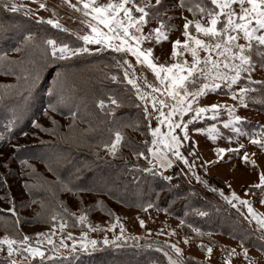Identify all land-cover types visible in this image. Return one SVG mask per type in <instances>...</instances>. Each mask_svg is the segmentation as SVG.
<instances>
[{"label":"snow or ice","instance_id":"1","mask_svg":"<svg viewBox=\"0 0 264 264\" xmlns=\"http://www.w3.org/2000/svg\"><path fill=\"white\" fill-rule=\"evenodd\" d=\"M64 2L69 3L76 11L82 12L84 17H90V19L82 21L88 26L90 32L83 35L77 34V40L82 41L84 45H100L101 47L96 48L97 52L107 48L125 57L130 54L135 58L137 64L146 65L158 82V84L149 83L145 78L144 83L147 88L151 89V93L143 92L137 80L133 78L134 73L132 76L129 74L128 69L133 67L129 60L124 58L116 61L117 65L121 67L127 66L124 70L123 80L135 89L136 98L144 102V119L148 122L147 131L151 134L152 139L150 144L148 141L144 142L146 151H133L134 156L143 157L148 161V166L142 168V172L151 174L153 177L159 175L163 181L170 182L172 177L164 175L163 170L173 167L175 161L182 162L191 170L195 165L190 164L180 150L182 142L189 140V125L196 120L204 119L209 113H211L210 119L215 121L220 115L221 109H226L229 116V119L223 121L225 129H231L235 135L249 136V142L264 151V125L258 126L259 131L248 133L239 126L245 118L236 114L237 106L247 108L248 101L264 104V80H254L252 77V74L257 70V64L261 69H264V0H192L191 3H189V0H179L180 8L188 5L187 10L192 13L193 19L185 17L182 31L183 40L177 38L170 41V59L174 62L167 64L157 62L152 47H142L144 42L159 44L168 41L169 36L166 30L175 27V25H170L165 20L167 9L160 10L163 8V0H154V3L152 0H139V2L137 0H105V2H101V0H78V4L82 7L71 3L70 0H64ZM0 7L13 13L23 10L25 15L32 14L30 7L19 4L16 0H2ZM46 7L44 3L39 4L41 9ZM53 15H55V12H53ZM197 15H199V18H196ZM167 19L170 20L171 17L167 16ZM152 21H156V26L149 27L148 32H144V28L149 26ZM37 22H44L43 18L38 17ZM46 22L55 28H62L58 20L48 19ZM190 26H194V33ZM62 30L67 31V29ZM34 39V35L31 33L24 35L23 40L12 51L22 52L25 47L34 43ZM241 40L244 42L241 43ZM44 43L50 49V56L53 61L66 60L72 56L90 52V49L86 46L73 48L67 43L58 45L53 39H47ZM187 56H190L191 59H187ZM2 59L9 65L5 70L6 75H16L15 68L12 66L24 64L22 60L8 57L7 53L3 54ZM29 63L34 64L35 62L29 61ZM20 70L24 73L23 80L27 85L24 91H27L30 95L39 86L40 70L29 71L23 67ZM60 75V72L57 71L52 83L46 90L49 103L43 114L48 117L51 127H44L36 120L32 121L34 128L53 135L56 133L59 122L50 113H62V105L64 104V99L59 95L57 88ZM16 79L19 81L21 77L16 75ZM111 79L116 81L118 77L113 75ZM242 81H246L244 86L237 87L234 90L233 86ZM222 86L227 88L231 99L238 103L232 105L211 103L203 106L199 104L200 97L207 92H214ZM0 88L4 89L6 94L8 90L13 88V85H0ZM152 93L160 95L156 96ZM253 93L256 95H253ZM53 97H56V99L53 100ZM162 97H167L168 100L174 101V103L169 105L168 100ZM149 102L151 103L152 112H149L148 109ZM120 106H122L121 103L112 95L108 96L107 103L103 98L96 102V107L102 112L106 108L111 109L106 113L107 115H113L114 109ZM139 106L137 105V107ZM185 113L190 115V119L187 121L183 120ZM192 113L195 114L192 115ZM153 115H155L158 122L156 127L151 126ZM77 116V112L69 110V117L73 123ZM176 117H180V119H176ZM11 125L12 121L9 122L8 127L10 128ZM161 125H166L168 130L166 132L162 131ZM125 126L130 127L131 125ZM135 127L138 128L139 125ZM177 129L183 133V136L177 134ZM194 131L197 133L206 132L208 138L213 141L221 135L216 123H211L208 128H194ZM3 139L4 137L0 136V140ZM227 139L231 143L232 136H228ZM123 140V133L116 130L114 138L111 139L110 143L105 142L103 147L109 155L116 156ZM42 143L45 142L42 141ZM243 147L242 144L237 148L217 147L214 149L217 160L208 161L207 163L212 164L222 160L224 154L228 152L240 153ZM254 155L255 153L251 154V156ZM251 156L249 153L244 152L240 158L246 165L256 166V161ZM21 163L35 171L34 166L29 164L28 161L23 160ZM7 166V163H5L4 167ZM134 167L139 169V165H134ZM49 171H52V169L49 168ZM193 174L195 175V173ZM134 179H138V177ZM196 179L201 181L200 176H196ZM57 180H59V177H57ZM202 182L206 184V181ZM4 183L6 184V181ZM24 186L25 188L31 187L27 183ZM64 190L72 191L71 188L67 187ZM254 190L259 191L255 192ZM161 191H165V188H162ZM212 191H217V189H212ZM219 194L238 212H240V209L237 208V204L247 209L246 214L241 212V215L249 224L254 222L255 227L252 234L255 235L258 241L264 242V212L257 211L251 200L242 199L235 191H232L230 195H225L223 191H220ZM155 195L159 199L160 192H156ZM245 195H258L259 203L264 205V171L259 172L257 183L249 185L245 189ZM101 203L97 201L98 205ZM61 207L64 214L75 217L76 222L87 227L89 231L103 230L99 224L93 227L90 223H87L88 218L83 210L77 216L75 213H69L68 209L63 207L62 202ZM151 207H153V204L149 203L147 208ZM147 208L144 210H147ZM193 211L199 217L209 215L207 211L199 209ZM7 212L15 217L13 225L16 227L15 236L5 234L0 237V246H6V256L0 259L7 260V264H33V260L37 257L41 258L42 264L43 261L52 264L53 256L47 255L48 251L53 252L57 257L62 256L67 264H73L74 259L80 253L88 252L90 247L95 250L98 245L97 240L89 239L87 233L82 231L79 240L72 233L61 237L57 247L52 239L56 235L55 222L60 219L59 228L61 232L67 226V221L63 220L60 213L54 212L51 215L52 230L49 232H36L34 236H29L20 233L18 230L20 220L14 201ZM108 215L112 216L114 214L109 211ZM115 219L116 223L111 224L107 230L115 228L118 224L120 234L115 235L111 240L105 236L103 244L120 247L118 241L127 240L129 237L123 236L125 226L120 223V218L117 216ZM144 223V220H139L141 228L144 227ZM184 223L183 219L180 220V225ZM188 227L197 236L211 235V233H204L200 228L193 227L191 224ZM169 235H175V232L173 231ZM130 238L133 240L139 239L136 236ZM66 239L72 240L71 246L64 242ZM243 240L244 238L241 239L240 243L241 253H236L235 248L226 250L224 264H231V258L234 255H243L248 260V264H254V261L249 258L248 248L244 246ZM164 243L170 251L165 250L163 247H157L156 251L163 253L167 264H188L187 259L183 256V250L177 243L169 244L168 241ZM184 243H189L187 236L184 238ZM45 245H51L52 247L46 249ZM77 245H79V248ZM198 247L203 249L208 256L213 251L211 246L203 243L198 244ZM61 248L65 249L66 252L61 253L59 251ZM261 249L264 250V243L261 244ZM4 250V247H0V252ZM16 256H19L20 259H16ZM153 264H157V262L154 261Z\"/></svg>","mask_w":264,"mask_h":264},{"label":"trees","instance_id":"2","mask_svg":"<svg viewBox=\"0 0 264 264\" xmlns=\"http://www.w3.org/2000/svg\"><path fill=\"white\" fill-rule=\"evenodd\" d=\"M28 33L34 35V43L25 47L20 53L12 51ZM47 39H53L57 44L67 43L73 48L83 46L71 32L55 28L46 21L38 23L21 10L13 13L0 7V85H13L6 94L5 90L0 88V107L7 110L4 118H1L0 131L5 129V125H9L10 121L12 125L7 133L11 132L15 136L27 131L33 120L44 127H51L47 116L46 121L39 118L49 103L46 90L57 71L61 74L57 85L58 93L64 99L62 113H50L59 122L55 135L36 128L39 133L33 142L20 143L14 147L13 152L9 151L5 158L6 162L16 163L21 168L22 183L31 186L25 188L27 197L12 200L20 220L18 226L20 233H22L20 225L26 224L25 222L29 220L34 221L33 223L51 224V215L54 212L60 213L70 226L72 223L69 221L72 219L63 213L61 202L64 208L70 210L71 204H74L75 208L82 207L78 194L83 195V199L98 194L105 199L135 209L147 208V205L152 203L154 210L165 213L179 222L183 239L186 236L199 237L188 227L191 224L204 233L223 235L229 230L241 231L236 239L241 243V239L244 238L245 247H249L250 245L247 244L252 240H257L240 219L220 205L216 192L213 193L200 184L191 183L184 171H180L175 166L171 167L170 182L163 181L159 175L153 177L142 172L141 169L144 167L135 161L138 157L133 155V151H146L144 142L148 141L150 144L151 136L147 131L148 122L144 119V106L123 80V69L127 66L121 67L116 63L117 60L124 59L123 55L104 48L100 52L95 50L66 60L53 61L50 49L44 43ZM4 53L10 58L24 61L21 66H12L16 75L21 77L19 81L16 75L5 74L9 65L2 59ZM29 61L35 63L30 64ZM21 67L29 71L40 70L39 86L30 95L24 91L27 85L23 80L24 73L20 70ZM113 75L118 77L116 81L111 79ZM109 95L115 97L122 105L114 109L113 115L106 114L111 111L109 108L102 112L96 107L97 100L101 98L107 103ZM249 104L255 110L264 112V104L258 103L257 106L253 102ZM69 110L78 113L74 123L69 117ZM136 125L139 127H135ZM116 130H120L124 135L117 155L102 153L103 144L110 143ZM138 136L142 141L138 140ZM3 137L5 140L6 136ZM187 142L190 148L194 149V141L189 139ZM193 153L200 162L197 173L206 183L217 191L231 193V188L223 179L208 174L206 170H199V167L205 168L206 164L198 154V150L194 149ZM23 160L33 165L35 171L22 164ZM134 165H139V169ZM4 168L5 172L0 171L2 179L11 173L10 167ZM49 168L52 171H49ZM2 169L0 166V170ZM135 177L138 179H134ZM8 186L10 189V185ZM66 187L71 188L72 191L64 190ZM247 187L244 186L243 189ZM162 188H165V191H161ZM156 192H160L159 199L155 195ZM71 194L74 196V202L70 203ZM6 195L7 199H12L13 192H8ZM32 203L34 205H31ZM104 204L102 202L98 206L104 207ZM24 206H29L33 213L36 211L32 218L26 216ZM194 209L207 211L209 215L199 217ZM182 219L185 223L180 225ZM14 220L15 217H12L7 209L0 207V233L10 230L16 235ZM72 225L74 226L71 227H75L76 224ZM200 237L204 241L209 240L205 236ZM102 251L78 255L73 264H94L99 261L110 264H153V261L157 264L164 263L163 254L156 251L159 253L157 254L140 244L121 245ZM49 256H53L52 264H67L62 256ZM185 258L188 264H206L204 260L192 259L191 256ZM0 264H7V260L0 259ZM33 264H42L41 258L34 259ZM43 264L49 262L43 261Z\"/></svg>","mask_w":264,"mask_h":264},{"label":"rangeland","instance_id":"3","mask_svg":"<svg viewBox=\"0 0 264 264\" xmlns=\"http://www.w3.org/2000/svg\"><path fill=\"white\" fill-rule=\"evenodd\" d=\"M17 3L27 5L32 9V14H29V16L35 20H37L38 17H42L43 21H47L48 19H54L58 20L59 23L62 25V28L60 29H67L68 32H71L73 35L77 37V34L83 35L85 33L90 32V29L85 23H82L85 19H90V17H84L82 12L76 11L74 8L70 6L69 3L64 2V0H16ZM73 4H78V0H70ZM101 2H105V0H101ZM139 2V0H137ZM154 3V0H152ZM192 0H189V3H191ZM44 3L46 4V8H39V4ZM79 7H82L78 4ZM188 5H186L184 8L179 7V0H163V8H161V11H164L167 9V16H170L171 19L168 20L167 16L165 17V20L170 25H175L174 28L166 30L167 34L169 36L168 41H163L159 44H156L155 42H144L142 44V47H152L154 50V57L157 59L158 63H171L174 62L170 59V52H171V43L170 41L175 40L177 38L183 40L182 31H183V24L185 23V17L188 19H193L192 13L187 10ZM23 13L24 11L21 10ZM53 12H55V15H53ZM196 18H199V15H197ZM156 21H152L149 26H146L144 28V32H148L149 27H155ZM103 27V26H101ZM191 30L194 33V26H190ZM107 31L106 29H104ZM82 42V41H81ZM241 43L244 41L241 40ZM118 43V42H117ZM83 46H86L91 51H95L96 48L101 47L100 45H84L83 42L81 43ZM59 45V44H58ZM107 49V48H105ZM203 55V53H201ZM124 58H127L129 62L132 64V68L128 69L130 76L133 75L137 80V83L140 86L141 91L151 93V89L147 88L144 80L145 78L149 83L158 84V82L155 80L154 74L151 72V70L146 65H140L137 64L135 61V58L132 57L130 54H127V56ZM187 59H191L190 56L186 57ZM255 59V57H253ZM123 69V75H124ZM252 77L254 80H264V69H261L259 65L257 64V70L252 74ZM127 84V82L125 81ZM244 83L246 81H242L238 85L233 86L234 90L237 87L244 86ZM131 89L133 90L135 94V89L132 88L131 85H129ZM259 87V86H256ZM152 95L159 96L158 93H152ZM168 100L167 97H162ZM143 106L144 102L141 101ZM199 104L201 106L211 104V103H226L229 105H232L234 103H238L236 101H233L230 97V94L225 87H221L220 89L212 92H207L204 96L199 98ZM251 101H248V107H242L237 106L236 108V114L244 117V122L239 125L243 131H246L248 133H253L254 131H259L258 126L264 125V112L261 113L257 110H255L254 107L250 106ZM169 105L174 103V101L168 100ZM258 103L255 104L257 106ZM148 109L149 112H152L151 103H148ZM0 124H1V118H4L5 113L7 110H4V108L0 107ZM167 111V109H165ZM195 113H192L194 115ZM211 113L207 114L204 119H199L193 122V124L189 125L188 133H189V139L194 141V149L198 150V154L202 158L208 161L217 160L216 153L214 152V149L217 147H223V148H237L239 145H243V149L240 151V153L235 152H228L224 155L222 160H219L216 163L210 164L211 166H208V168H200L199 170H206L208 173V169L212 174L218 175L222 173V178L227 181L233 190L239 195L242 199H249L252 201L253 207L259 211L264 212V205H261L259 203V197L258 195H245V189L244 186L249 185H243L244 183L253 185L258 182V174L260 171H264V151L259 149V147L252 145L249 142V136H242V135H235L231 129H225L223 127V121L229 119L228 113L226 109L220 110V115L217 117L215 121L210 119ZM43 121H46V116L43 114L39 118ZM176 119H180V117H176ZM190 119V115L188 113H185L183 116V120L187 121ZM157 120L155 119V115H153L151 119V126L156 127L157 126ZM206 123V124H205ZM211 123H216L218 129L220 130L221 135L217 137L215 141L210 140L208 138L207 133H197L194 131V128H208V126ZM6 128L0 131V136H6L5 140H0V166L3 168L0 170L1 172H5L4 164L7 163V168H11V173L7 175L6 178H0V207L3 209H8L11 204L12 200L14 198L17 200H20V198L27 197V192L25 189L24 184L22 183V178L20 176L21 174V168L16 165V163H8L5 161V158L9 151L13 152L14 145L17 146L22 142H33L36 139V135L39 133V130L33 127L31 125L27 131L25 130L23 133L18 134L15 136L14 134H11V132L7 133L8 125H5ZM35 129L37 131H35ZM161 130L166 132L167 126L161 125ZM35 131V132H34ZM26 133V135H25ZM177 134L180 136H183V133L180 132L177 129ZM151 136V134H150ZM232 136L231 143H229L227 137ZM9 138V139H8ZM139 141H142V139L138 136L137 137ZM152 139V137H151ZM188 140H184L182 142L181 146V152L183 155L188 159L190 164H194L195 166L189 170L188 166L184 165L180 161H175L173 166L177 167L180 171H184L183 173L187 177V179L193 183V184H200L205 189H209L212 191L214 188L211 185L205 184L202 181H205L204 178H202L198 173V165H199V159L196 157V155L191 154L193 153L194 149L190 148ZM186 150V151H185ZM247 152L251 156L252 153H255L254 156H251L252 159L256 161V166H253L251 164L246 165L243 160L240 158L243 156V153ZM102 153L108 154L104 148H102ZM109 155V154H108ZM203 159V158H202ZM138 163H140L143 167L148 166V161L144 160V158L139 157L135 159ZM204 161V160H203ZM205 163V162H204ZM206 164V163H205ZM171 168L164 169V175H170ZM195 173V175L193 174ZM224 173V175H223ZM209 174V173H208ZM196 176L201 177V181H198L196 179ZM230 178H232L230 180ZM2 183V182H5ZM242 183V188L237 190L236 188L240 187V184ZM10 185V189L9 186ZM13 192L12 199H7L6 194L8 192ZM208 191V190H206ZM213 193L216 192V195L219 198V203L224 208L228 209V211L232 212L236 218L240 219L242 224L246 226V228L249 230V232H253L255 224L254 222L252 224H249L241 215V212L245 213L247 212V209L239 204H237V208L240 209V212L237 211L236 208H232L231 205H229L225 200H223L220 196V191H212ZM258 192V191H255ZM225 195H230L231 193L224 192ZM93 196V195H92ZM89 196L86 199H83V195L78 194V197L80 198V205L82 204V207L75 208L74 204H71V209L68 210L69 213H75L77 216L80 214L82 210H85V214L87 215V223H90L93 227H95L97 224L101 226V231H89V229L85 226H82L81 224L77 223L75 220V217H71L70 223H75V227L72 224L67 222V226L64 228V230L61 232L59 225H60V219H58L56 224V235L52 237V239L55 241L57 247L59 246L61 237L67 236L68 233H72L74 237H76L77 240L80 238V233L86 232L89 239H95L98 241V245L95 250H92L91 247L89 248V251L86 253H80L79 255H86L87 253H93V252H99L102 250H106L109 248H115L114 245H104L103 239L105 236H107L110 240L115 236L120 234L119 225L115 228H112L111 230H107L109 226L113 223H116V217L118 216L120 218V223H123L125 226V232L123 234L124 237H129L127 240H120L118 243L120 245H141L148 249H151L156 252L157 247H163L165 250L170 249L165 245V241L162 239H166L169 244L171 243H177L178 246L183 250V256H191V258H195L197 260H204L206 264H224V259L226 256V250L227 249H236V253H241L240 248V242L236 239L239 232L238 230H229L228 233H224L221 235L220 233H211L210 236L204 235L209 240L204 241L200 236L198 238H195L193 236L189 237V243L185 244L184 239L181 238V233L179 235L178 231L176 232L174 224L171 223V221L178 223L173 217H170L166 215L165 213L158 212L154 210L152 207L147 208V210L144 209H135L132 207H126L123 205H120L112 200L105 199L104 197L100 195L95 196ZM74 196L71 194L69 200L70 203L74 202ZM97 201L104 202V207H99L97 204ZM10 206H9V204ZM31 205H34L33 203ZM74 206V207H73ZM219 208V207H218ZM24 211L27 217L32 218V215L36 213V211L33 213L29 206H24ZM111 211L114 215L109 216L108 213ZM63 218V217H62ZM144 220V227L141 228L139 224V220ZM174 219V220H173ZM63 220H65L63 218ZM66 221V220H65ZM34 222V221H33ZM30 220L26 221L24 225H20L21 232L23 234H27L29 236H34L36 232H49L52 230V224H40V222L33 223ZM170 224V225H169ZM174 226V228L171 227ZM179 227V226H178ZM12 230V229H11ZM175 232V235H168L171 232ZM158 233H161L158 235ZM8 234L9 236H15V234L8 230L4 233H0V237L3 235ZM232 234V235H231ZM139 237L137 240H133L130 237ZM171 236L172 238H169ZM233 236V237H231ZM162 239H159V238ZM166 237V238H165ZM182 243H181V239ZM180 239V240H179ZM69 246L72 245L71 239H66L64 241ZM34 243V241H33ZM203 243L205 245H209L212 247L213 251L210 256L206 255L205 251L198 247V244ZM264 242L258 241V240H252L251 243H248L247 245H250L248 248L249 252V258L254 261V264H264V250L261 249V244ZM151 245V247H149ZM4 247V251L0 252L1 257L6 256V246H0ZM46 249H50L51 245H45ZM79 248V245H77ZM61 253H65V249H59ZM103 252V251H102ZM157 253V252H156ZM160 254H163L159 252ZM157 253V254H159ZM47 255H55L53 252L48 251ZM16 259H20L19 256L15 257ZM35 259H39L38 257ZM154 262V261H153ZM156 262V261H155ZM93 264V263H90ZM94 264H110L105 263L103 261H99L98 263ZM167 264L166 258L164 257V263ZM231 264H248V260L244 258L243 255H234L231 258Z\"/></svg>","mask_w":264,"mask_h":264},{"label":"crops","instance_id":"4","mask_svg":"<svg viewBox=\"0 0 264 264\" xmlns=\"http://www.w3.org/2000/svg\"><path fill=\"white\" fill-rule=\"evenodd\" d=\"M194 144H195V143H194ZM225 154H226V153H225ZM225 154H224V155H225ZM202 158H203L204 162L206 163V168H208V166H211L209 163L206 162V160L204 159L203 156H202ZM208 173H209L210 175H214V174H212V172H210L209 169H208ZM223 175H224V173H223ZM215 176L220 177L221 179H223V178L221 177V176H222V173H220V174H218V175H215ZM231 179H232V178H230V180H231ZM223 181H225V180L223 179ZM225 183H226L228 186H229V184H230V183H228L227 181H225ZM243 185H250V184L244 183ZM241 188H242V183L240 184V187H239V188H236V189H237V190H238V189L240 190ZM231 189L233 190L232 187H231ZM174 219H175V218H174ZM174 219H173V220H174ZM175 220H176V219H175ZM176 221H177V220H176ZM177 222H178V221H177ZM171 223L174 224L175 229H176V232L178 231V233H179V235H180V230H179V227H178V226H179V222L176 224V222L171 221ZM169 225H170V224H169ZM174 226L171 225L172 228H174ZM168 235H169V234H168ZM180 236H181V235H180ZM158 238H159V237H158ZM165 238H166V237H165ZM169 238H172V237L169 236ZM181 238H182V236H181ZM181 238H180V239H181ZM159 239H162V238H159ZM180 239H179V240H180ZM182 239H183V238H182ZM182 239H181V243H182ZM162 240L167 241L166 239H162Z\"/></svg>","mask_w":264,"mask_h":264}]
</instances>
